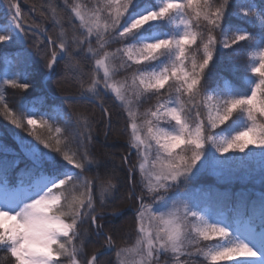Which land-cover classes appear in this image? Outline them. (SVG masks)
Segmentation results:
<instances>
[{"label": "snow or ice", "instance_id": "obj_1", "mask_svg": "<svg viewBox=\"0 0 264 264\" xmlns=\"http://www.w3.org/2000/svg\"><path fill=\"white\" fill-rule=\"evenodd\" d=\"M62 5L32 0L37 15L27 16L20 0H4L0 46L19 47L0 53L16 66L0 77V86L24 92L32 87L31 53L23 47L31 39L49 76L58 63L77 57L92 65L88 72L80 69L79 87L65 99L86 97L93 109L69 104L63 118L19 102L13 109L0 87V116L26 133L20 143L34 158L19 181L9 179L17 162L0 160V264H203L200 257L209 264H264V194L258 202L244 193L234 203L226 201L235 236L175 199L182 193L169 194L206 150L200 174L213 160L243 167L258 157L264 164V0H62ZM225 50L236 73L232 81L214 76ZM153 98L155 104L141 110ZM108 99L118 102L116 116L127 115L119 165L115 155L91 151L101 133L107 140L113 130ZM240 120L241 130L218 135ZM32 140L50 151H40ZM46 161L52 164L47 174ZM116 195L135 211L137 239L131 248L121 246L112 222L124 210L106 212Z\"/></svg>", "mask_w": 264, "mask_h": 264}, {"label": "trees", "instance_id": "obj_2", "mask_svg": "<svg viewBox=\"0 0 264 264\" xmlns=\"http://www.w3.org/2000/svg\"><path fill=\"white\" fill-rule=\"evenodd\" d=\"M37 3H46L53 7L62 5V0H36ZM32 0H20L22 11L27 16H36L32 13L30 4ZM50 14V9H48ZM5 18L4 0H0V23H3ZM57 16V19H60ZM45 27L51 31V23L46 24ZM19 46L12 45L9 47L0 46V53L10 52L17 50ZM31 53V83L32 87L24 92L23 90L13 89L11 86L2 85L6 101L13 109L19 107V104H28L30 108H33L37 113L43 115L45 111H48L51 106H58L63 114V110L68 107L69 104H77L78 108L82 107L88 110L93 109V105L87 103L86 97H71L65 99V93L71 94L79 87L78 77L79 71L82 68L83 71L88 72L91 70L92 65L79 61V57L74 60H66L58 63L55 66L54 75L48 78V69L45 68V61L41 58V55L32 47V40H28L24 46ZM43 47V45H41ZM194 47V46H193ZM230 50H225L224 54L219 57L216 62L214 70V76H222L229 81H232L236 75L233 70V66L228 59V53ZM79 61L77 67H73ZM16 70L14 63H5L0 58V77H3L4 73H11ZM123 75V74H121ZM119 78V77H118ZM38 97H43L42 101L35 104H30V101L35 100ZM19 102V104H18ZM118 102L113 99H108L106 106L110 107L114 113L113 117V130L110 138L105 140L103 133L97 137V142L92 146L93 152H109L115 155V164H120V157L125 154V145L127 141V135L123 134L122 130L125 127V121L127 119L126 113H120L116 116L115 113L119 112V108L115 105ZM150 104H155V98L143 105L144 108L149 107ZM95 115L99 118V109H95ZM33 114V113H32ZM237 122L236 124H239ZM60 121H57L59 126ZM41 134L47 136V131L41 129ZM26 133L21 129H16L10 123H8L2 116H0V160L7 159L10 162L16 161L14 167L11 169L9 179L13 181H19L21 179V173L27 172L32 168L34 158L28 155L21 146L19 137H25ZM31 140V137H28ZM33 144H36L40 151L49 152L50 150L44 148L42 144L32 140ZM4 149H8L5 151ZM55 155V154H53ZM60 158L57 157V160ZM201 162H197L194 175L186 177L179 181L176 185H173L169 189V194L173 192L182 193L179 196H187L195 194L198 200H205L208 206V210L213 214L223 213L227 216L229 222L232 219L233 209L228 206L226 201L232 198V203L235 202L236 195L238 193H244L249 199H255L259 201L262 194H264V164L259 163L252 167H238L230 166L225 168L218 175L213 174L208 165V170L201 173L199 172ZM109 163V167H111ZM71 166H69L70 168ZM42 170L47 174L52 170V164L50 162H44L42 164ZM138 179H140L138 175ZM142 183V182H141ZM175 197V198H176ZM126 200L123 195H116L113 203L106 209V212L111 215L118 209H123V214L117 212V215L112 216V222L115 228L119 229L118 241L122 247L131 248L137 239L135 234L134 216L135 211L131 208H126ZM94 246L90 245L89 247Z\"/></svg>", "mask_w": 264, "mask_h": 264}, {"label": "rangeland", "instance_id": "obj_3", "mask_svg": "<svg viewBox=\"0 0 264 264\" xmlns=\"http://www.w3.org/2000/svg\"><path fill=\"white\" fill-rule=\"evenodd\" d=\"M154 2V0H153ZM33 109V108H32ZM49 110H55L57 112L58 115L61 116V118H63V114L61 113V110L58 106H51L49 108ZM48 110V111H49ZM29 114H32L31 112ZM44 114V113H43ZM240 123L239 124H234V125H230L228 128H226L223 132H220L218 133V135L220 136H228L230 137L231 135H233L236 131H239L241 130L244 126H245V123L243 120H240L239 121ZM221 127H224V126H221ZM214 131H217V130H214ZM211 152L214 153L217 157L219 156L218 153H215V149L214 148H210ZM250 150H246V152H248ZM226 155H232L231 153L229 154H226ZM241 157L244 156V154H237ZM208 157V151L206 150L205 151V156H203L201 158V162L202 164L204 163V161L206 160V158ZM147 160H148V163H146V168L150 167V162L152 160V154L149 153L148 154V157H147ZM259 163H262L261 160L257 157V158H254V159H251V160H248L246 161V164L245 166L246 167H252V166H256L258 165ZM210 170L211 172H213V174H216L218 175L219 173H221L225 168H230V166H237V165H229V164H225L223 162H219V161H216V160H213L210 164ZM196 170V166L193 168L192 172L189 173L186 177H191L194 175V172ZM186 177H182L179 181H181L182 179L186 178ZM141 179V178H140ZM178 181V182H179ZM141 182L143 183V180H141ZM177 182V183H178ZM176 183V184H177ZM175 184V185H176ZM175 199H178V200H183L185 203L188 204V206L198 212L200 215H202L203 217H205V219L208 220L209 223H215V224H219L221 226H224L226 228H228V230L230 232H233V235L235 236V232H234V229H233V226H232V223L228 221L227 219V216L223 213H219V214H213L211 213L209 210H208V206L207 204L205 203V200H198V197L195 195V194H191V195H187V196H179V197H176ZM166 200V207H171V204H172V200L169 199L168 197L165 198ZM162 210H166V208L162 209ZM218 241H211V242H205V243H210L212 245L216 244ZM249 243V246H253V243L252 241H246ZM199 260L203 261V264H209L208 261H205L203 257H200L198 258ZM232 264H236L235 261L232 262Z\"/></svg>", "mask_w": 264, "mask_h": 264}, {"label": "water", "instance_id": "obj_4", "mask_svg": "<svg viewBox=\"0 0 264 264\" xmlns=\"http://www.w3.org/2000/svg\"><path fill=\"white\" fill-rule=\"evenodd\" d=\"M49 77V71H48V75H47V77L46 78H48Z\"/></svg>", "mask_w": 264, "mask_h": 264}]
</instances>
